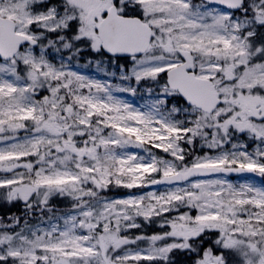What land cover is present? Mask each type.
Instances as JSON below:
<instances>
[{"label":"snow or ice","instance_id":"obj_1","mask_svg":"<svg viewBox=\"0 0 264 264\" xmlns=\"http://www.w3.org/2000/svg\"><path fill=\"white\" fill-rule=\"evenodd\" d=\"M0 264H264V0H0Z\"/></svg>","mask_w":264,"mask_h":264},{"label":"rangeland","instance_id":"obj_2","mask_svg":"<svg viewBox=\"0 0 264 264\" xmlns=\"http://www.w3.org/2000/svg\"><path fill=\"white\" fill-rule=\"evenodd\" d=\"M86 71H88V72H92L91 69H87ZM128 98H129V99H133V102H137V103L139 102L138 100H136L135 98H132L131 96H129ZM232 179H233V180H236V179H238V177H236V176L234 175V176L232 177ZM253 179H255L257 182H260L262 178H260V177L257 176V177H253Z\"/></svg>","mask_w":264,"mask_h":264}]
</instances>
